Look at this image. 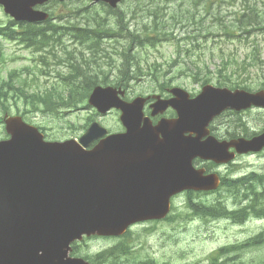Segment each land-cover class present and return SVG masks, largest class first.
I'll return each instance as SVG.
<instances>
[{"label": "water", "instance_id": "obj_1", "mask_svg": "<svg viewBox=\"0 0 264 264\" xmlns=\"http://www.w3.org/2000/svg\"><path fill=\"white\" fill-rule=\"evenodd\" d=\"M94 1L114 7L119 0ZM36 2L41 0H0L16 18ZM170 92V100L155 97L152 114L170 106L177 119L138 128L146 99L125 103L116 89L94 88L89 104L100 113L121 109L127 132L107 137L89 151L82 146L105 134L98 124L79 143L46 142L37 128L18 116H6L10 139L0 142V264H89L68 257L70 244L82 235L119 236L131 224L164 218L172 195L218 186L215 175L204 177L192 168L193 158L221 163L232 159L228 147L237 153L264 147V133L227 144L210 137L199 142L222 111L264 108V92H231L210 85L192 99L179 88Z\"/></svg>", "mask_w": 264, "mask_h": 264}, {"label": "trees", "instance_id": "obj_2", "mask_svg": "<svg viewBox=\"0 0 264 264\" xmlns=\"http://www.w3.org/2000/svg\"><path fill=\"white\" fill-rule=\"evenodd\" d=\"M219 1L221 4L232 6L241 3L242 8L246 9L240 12L235 10L232 17L227 19L228 15L223 14L218 7ZM78 11L79 7L75 10L74 23H69V26L45 23L44 26L26 28L28 34L22 38L14 39L11 33L6 35L8 36L5 37L6 40L17 42L38 56L39 67L31 82L26 78L29 73L27 68L6 72L4 69L6 54L0 41V110L3 113L14 110L22 117L34 113L56 116L60 110L83 105L95 85L110 84L125 89L126 82L130 80L140 79L146 75H150L152 80L164 79L169 71L172 74L168 80L172 81L177 78L176 75H181L186 70H182V65L187 62L195 69L196 73L193 76L197 78L199 70L202 69L197 64L205 56L204 51H209L210 59L220 58L216 70L219 75L216 85L230 89H248L247 85L244 86V83L233 76L239 70L261 68L264 64V55L259 45L253 46L243 57L233 54L226 56L221 49L218 50L220 54H217L209 46L217 34L231 38L236 33H264V6L258 5L254 0H154L143 6H134L132 13L123 11L111 13L107 10L105 17L96 9L89 12ZM129 14L130 20L135 18L138 20L128 23L129 21L125 19ZM71 27L76 34L73 40L81 46L80 51L62 48L64 42L61 41V36ZM45 31L50 32V35ZM241 34L238 37L245 38ZM100 39L112 40V43H107L106 48L99 47L96 50ZM162 42H171L176 46L175 59L171 64L166 63V69L147 59L146 49ZM176 64L179 65L176 68L177 74L172 69ZM51 65L57 72V81L40 86L39 77H45ZM112 71L115 72V76L112 75ZM204 73L200 77V83L202 85L211 83L215 77L209 75L208 67H204ZM222 188L225 198L230 200L231 204H236L238 211L229 212L228 206H225V198L222 197L223 200L218 199L210 206L194 207L195 213L203 218L228 219L236 224L244 223L249 217L260 218V215L264 217L263 177L251 173L235 181L225 180ZM238 193L242 196H237ZM191 206L203 205L200 203ZM262 246L264 233L242 245L225 246L216 250L209 256V264H246L241 262L243 251L251 248L257 250ZM120 248L114 246L99 253L95 256L96 264H100L101 261H105L104 264H116ZM145 264L158 263L147 260ZM249 264H264V260Z\"/></svg>", "mask_w": 264, "mask_h": 264}, {"label": "rangeland", "instance_id": "obj_3", "mask_svg": "<svg viewBox=\"0 0 264 264\" xmlns=\"http://www.w3.org/2000/svg\"><path fill=\"white\" fill-rule=\"evenodd\" d=\"M262 2L264 0H257ZM126 4V6H125ZM141 4V3H138ZM71 7L74 4H69ZM132 6L131 0H126L120 8ZM219 5V3H218ZM227 14L230 15L235 8L226 7ZM224 13V12H222ZM228 19H230L228 17ZM0 20H4V17L0 11ZM69 45L70 42L65 40ZM210 48L214 49V52H218L221 48L226 56H230L232 52H236L238 57L243 55L247 51V44L240 43L237 39H225L217 34L214 40L210 43ZM5 47V63L4 69L7 71L13 69L27 68L29 73L27 74V80L31 82L34 76L37 74L39 63L37 55L30 51L16 45L13 42H4ZM260 47L264 50V39L260 42ZM72 48H76L73 46ZM81 48H77L79 51ZM147 59L151 63L161 66L162 69H166V63L171 64L175 59V48L172 43L164 42L155 48H148ZM205 56L198 62L200 69L199 77L194 78L195 69L190 63H184L179 78H177L175 85L180 86L187 90L189 93H198L200 91L201 78L204 73V67H208L210 71L209 75L214 76L211 84L216 85L218 74L216 70L219 66L220 58L210 59L209 51H204ZM36 58V59H35ZM176 64L174 69L175 74L178 72ZM171 70V69H170ZM231 72V70L229 69ZM234 71V70H233ZM232 71V72H233ZM170 72V71H169ZM228 72V73H230ZM49 77H39L40 86L49 85L54 83L55 73H50ZM169 74L168 76H170ZM259 70H239L233 77L237 78L240 82L244 83V86H248L253 91L260 88L259 86ZM112 79V78H111ZM146 80V78L144 79ZM149 82H132L130 86L132 95H145L151 91ZM134 93V94H132ZM80 107V106H79ZM72 109L60 110L58 116H50L41 113L26 114L25 118L27 123L35 126H42L45 130L48 140H65L73 137L80 136L84 131L82 127L87 124V118L94 117V120L100 122L108 130L114 132L118 129V114L116 112H110L105 116H95L94 110L89 108L88 110L82 109L78 111H71ZM15 114L14 110L11 112ZM0 110V118H2ZM239 118L250 119V123L245 127L249 133L258 132L264 127V114L262 112L253 111L247 115H233L228 116L222 120L217 121L216 128L220 135L226 133L227 130L236 129V134L240 132ZM227 123H230V127H227ZM4 127L0 124V139L4 137ZM228 172H220L221 176L228 173L229 178H238L244 175H248L251 172L257 174H264V154H256L244 156L233 162L232 166L227 167ZM225 196V192L221 191L220 194H209L206 196H194L195 202L201 201L206 205L215 203L219 198ZM188 197L182 195L173 201L175 210L171 213V219L168 222H159L145 224L142 226L132 227L130 230L132 234L128 235V244L131 242L132 251L135 253L140 252L138 260L149 258L156 260L159 264H209L208 255L217 250L218 248L226 245L242 244L254 235H258L260 232L264 233V221L253 220L249 221L243 226L231 225L226 220H214L205 221L203 218L193 216L192 211L186 208V201ZM223 200V199H221ZM225 204L230 207L231 201L226 199ZM119 241V240H118ZM118 241L112 239H97L87 241L86 244H81L80 254L93 256L103 249L116 245ZM256 248V247H255ZM132 255V257H135ZM242 263H260L264 260V246L257 250H247L241 255ZM121 259L120 262H123ZM138 261V262H139Z\"/></svg>", "mask_w": 264, "mask_h": 264}, {"label": "flooded vegetation", "instance_id": "obj_4", "mask_svg": "<svg viewBox=\"0 0 264 264\" xmlns=\"http://www.w3.org/2000/svg\"><path fill=\"white\" fill-rule=\"evenodd\" d=\"M54 0H49L45 5H43V6H37L36 8H39L40 7V10H43V11H46L47 13H50L51 12V7H52V2H53ZM56 12H57V10H56ZM60 19H63V17H59L58 18V15H54V16H52V20L53 21H56V22H58ZM165 90H167V89H165ZM164 90V91H165ZM153 101L152 100H150L149 102H147L146 103V106H145V110L146 111H148V113L150 112L149 111V107H150V105H151V103H152ZM253 111H258V112H262V113H264V109H256V108H251V109H249V110H246V111H242V112H239V113H237V112H228L227 114H230V115H239V116H241V115H245V114H249L250 112H253ZM166 117V116H165ZM175 117V115H174V113L172 112V111H170L169 112V114H168V116L166 117V118H168V119H171V118H174ZM160 118H161V116H158V117H155V118H152L151 119V121H152V124L154 125V124H156L159 120H160ZM212 132L214 133V135L216 136V137H218V138H221V139H226L225 137H224V134L223 135H220L219 134V132H218V128H212ZM262 154H264V152L262 153Z\"/></svg>", "mask_w": 264, "mask_h": 264}]
</instances>
